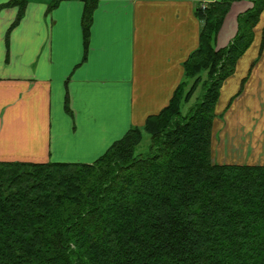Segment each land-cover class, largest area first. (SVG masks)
Segmentation results:
<instances>
[{
	"label": "trees",
	"instance_id": "obj_1",
	"mask_svg": "<svg viewBox=\"0 0 264 264\" xmlns=\"http://www.w3.org/2000/svg\"><path fill=\"white\" fill-rule=\"evenodd\" d=\"M235 1L198 7V46L168 105L94 162L0 161V264H264V166L211 155L220 89L264 11V0H253L217 49ZM83 2L86 44L97 0ZM26 3L5 4L17 8L14 25Z\"/></svg>",
	"mask_w": 264,
	"mask_h": 264
},
{
	"label": "crops",
	"instance_id": "obj_2",
	"mask_svg": "<svg viewBox=\"0 0 264 264\" xmlns=\"http://www.w3.org/2000/svg\"><path fill=\"white\" fill-rule=\"evenodd\" d=\"M9 1L0 0V161L90 164L168 105L198 46L197 9L220 0H97L86 44L83 0H27L15 25ZM252 1L231 4L217 49ZM254 32L215 106L218 164L264 166V11Z\"/></svg>",
	"mask_w": 264,
	"mask_h": 264
},
{
	"label": "rangeland",
	"instance_id": "obj_3",
	"mask_svg": "<svg viewBox=\"0 0 264 264\" xmlns=\"http://www.w3.org/2000/svg\"><path fill=\"white\" fill-rule=\"evenodd\" d=\"M200 93H201V90L198 89L195 94L193 95L192 99H191V103H194L197 98H199L200 96ZM189 105H191L190 103L188 105H186V107H188ZM148 143H149V136L147 134H144V137H143V142L141 143V145L136 149V153H141L143 156L146 155L148 153ZM73 153H78V152H75V151H72ZM67 157H69L70 159H74V157H76V154H72V153H69L66 155ZM91 158V157H90ZM93 158V157H92ZM93 159H96V158H93ZM92 159V161H93ZM69 162H74V161H69ZM80 163H88V162H80Z\"/></svg>",
	"mask_w": 264,
	"mask_h": 264
}]
</instances>
